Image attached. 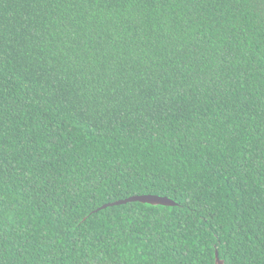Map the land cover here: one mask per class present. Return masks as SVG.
Instances as JSON below:
<instances>
[{"label": "trees", "instance_id": "obj_1", "mask_svg": "<svg viewBox=\"0 0 264 264\" xmlns=\"http://www.w3.org/2000/svg\"><path fill=\"white\" fill-rule=\"evenodd\" d=\"M216 251L264 264V0H0V264Z\"/></svg>", "mask_w": 264, "mask_h": 264}, {"label": "water", "instance_id": "obj_2", "mask_svg": "<svg viewBox=\"0 0 264 264\" xmlns=\"http://www.w3.org/2000/svg\"><path fill=\"white\" fill-rule=\"evenodd\" d=\"M131 202H139L142 204H149L152 206H176V203L167 197L157 196V195H137L132 196L123 200H119L113 203H108L100 207L104 209L106 207L122 205ZM214 264H224L223 260L218 257V252L214 253Z\"/></svg>", "mask_w": 264, "mask_h": 264}]
</instances>
